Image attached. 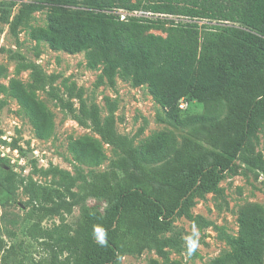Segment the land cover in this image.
<instances>
[{"label": "trees", "instance_id": "1", "mask_svg": "<svg viewBox=\"0 0 264 264\" xmlns=\"http://www.w3.org/2000/svg\"><path fill=\"white\" fill-rule=\"evenodd\" d=\"M17 1L0 0V19L14 35L29 12L47 5L46 26L32 28V39L55 50L84 51L87 66H101L109 84L115 77L133 86L146 84L164 120L183 131L178 140L173 130H157L134 145L116 129L113 112L102 118L82 89L74 94L72 84L64 98L54 85L57 75L44 74L32 61L21 63L78 124L98 134L69 138L76 163L99 166L108 159L104 145L114 151L108 167L91 169L90 177L78 167L75 174L56 166L44 170L59 177L58 187L32 177L20 180L30 206L25 234L42 247L30 264H120L124 254L145 249L166 256L167 247L181 245L162 235L174 216L207 224L191 206L208 192L221 193L219 183L236 159L264 174V155L251 146L264 122V0H37L22 3L12 15ZM119 10L142 13L121 19ZM5 71L0 64V75ZM0 91L16 99L36 137L54 133L53 111L20 77L1 83ZM13 144L25 153L17 139ZM4 172L5 188L12 192L16 174L5 167ZM89 198L105 206L82 204L74 223L66 222L65 215ZM52 215L60 222L43 225ZM237 219V235L227 237L229 249L209 264H264V207L246 202ZM0 251V264H8L14 245L7 246L1 233Z\"/></svg>", "mask_w": 264, "mask_h": 264}, {"label": "rangeland", "instance_id": "2", "mask_svg": "<svg viewBox=\"0 0 264 264\" xmlns=\"http://www.w3.org/2000/svg\"><path fill=\"white\" fill-rule=\"evenodd\" d=\"M33 1L37 0H18L12 15L18 12L22 3ZM136 14L141 13L138 11ZM47 15V5L29 12L27 20L18 26L16 35L11 32L9 23L0 19V64L6 68L5 73L0 75V84H7L13 76L20 77L53 111L55 121L54 133L47 139H39L16 99L0 91V233L7 246L13 244L15 250L8 264H30L32 258L39 257L42 252L39 243L25 234L30 206L26 205L29 197L19 183L20 180L32 177L42 185L58 187L59 177L43 172L50 166L70 171L71 174H75L78 167L90 177L91 169L96 172L107 168L114 156L112 147L105 144L108 159L101 165L89 167L76 163L68 149L69 138L83 135L99 138L98 134L78 124L48 95V85L43 88L34 82L30 69L21 68V63L32 61L40 66L44 74L57 75L54 85L64 98H68L67 89L72 84L75 85L74 94L82 89L86 103L98 105L102 118L113 112L116 129L133 138L134 145H139L151 133L161 129L173 130L178 140L183 135V131L164 120L165 112L152 97L146 84L133 86L119 77H115L114 83L109 84L101 66H87L84 51L69 53L55 50L45 41L36 42L32 39L31 29L46 26ZM17 69L20 71L16 73ZM74 96L70 99L74 107L78 108L79 101ZM181 102L185 107L186 102ZM14 139H17L25 153L14 146ZM251 146L264 155V122L252 135ZM29 152L33 153L32 157L25 155ZM4 167L16 174L17 187L12 192L5 188ZM219 186L220 194L208 192L203 198H195L191 206V211L202 215L207 224L201 221L198 224L183 215H175L171 228L162 233L163 236L177 238L181 244L180 249L167 247L166 256L150 249L124 254L119 259L120 264H148L151 258H157L159 264H169L170 260H178L181 264H209L215 256L228 250L230 246L227 237L238 233L239 207L246 202H256L264 207V174L246 165L241 159H236L232 168L225 172ZM82 204L100 210L105 206L103 200L89 198L75 205L71 214L65 215L66 222L74 223ZM59 222V217L52 215L43 221V225L52 226Z\"/></svg>", "mask_w": 264, "mask_h": 264}, {"label": "built area", "instance_id": "3", "mask_svg": "<svg viewBox=\"0 0 264 264\" xmlns=\"http://www.w3.org/2000/svg\"><path fill=\"white\" fill-rule=\"evenodd\" d=\"M118 12H119V14L121 15V16H120L121 19H123L124 16L127 15V14H136V13H137V12H131V13H128V12L123 11V10H119ZM140 13H142V12H140ZM180 107H184V103H183V102L180 103Z\"/></svg>", "mask_w": 264, "mask_h": 264}, {"label": "water", "instance_id": "4", "mask_svg": "<svg viewBox=\"0 0 264 264\" xmlns=\"http://www.w3.org/2000/svg\"><path fill=\"white\" fill-rule=\"evenodd\" d=\"M33 156V153L32 152H29L28 153V157H32Z\"/></svg>", "mask_w": 264, "mask_h": 264}]
</instances>
